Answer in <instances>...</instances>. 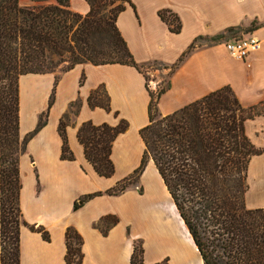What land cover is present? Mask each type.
I'll return each mask as SVG.
<instances>
[{
	"label": "crops",
	"instance_id": "crops-1",
	"mask_svg": "<svg viewBox=\"0 0 264 264\" xmlns=\"http://www.w3.org/2000/svg\"><path fill=\"white\" fill-rule=\"evenodd\" d=\"M20 3L27 6L37 2ZM69 7L81 14L91 8L87 0H70ZM165 8L179 16L180 32H173L160 16L159 11ZM254 21L256 27L248 29ZM117 24L135 60L145 68L157 65L153 68L156 79L149 85L145 70L121 63H78L62 72L27 73L19 80L21 137L34 130L41 115H46L45 125L28 141L20 157L23 218L28 224L44 226L50 233V240H45L40 232L22 225L21 264H68L65 256L69 226L83 237L82 264H132L139 240L145 264L165 260L168 264H205L152 160L139 181L142 193L139 185H133L120 194L97 195L77 210L74 203L82 195L105 192L140 165L145 149L140 130L150 122L149 88L157 91L163 83L170 82L158 102L163 115L226 85L231 86L244 107L264 108V0H130ZM230 27L245 36L259 37L262 48L244 60L233 57L226 42L235 38L211 40ZM200 36L195 48L172 71ZM99 88L108 96L110 110L89 103V96ZM54 89V102L49 106ZM75 101L80 106L72 112ZM66 113L74 159L62 158L59 125ZM121 119L127 120L129 126L113 143L115 172L110 177L100 176L86 157L78 130L85 121L116 126ZM245 130L257 147L264 148V112L247 119ZM247 183V207H264V152L252 156ZM107 215L119 219L105 234L99 223Z\"/></svg>",
	"mask_w": 264,
	"mask_h": 264
},
{
	"label": "trees",
	"instance_id": "trees-1",
	"mask_svg": "<svg viewBox=\"0 0 264 264\" xmlns=\"http://www.w3.org/2000/svg\"><path fill=\"white\" fill-rule=\"evenodd\" d=\"M35 1L25 6L20 0H0V264H21V225H29L50 240L44 226L22 219L19 147L22 145L25 152L28 141L45 125L46 115H41L34 130L21 140L20 76L54 72L58 63L66 60L71 65L65 70L86 62L121 63L145 69L135 60L117 24L130 0H87L91 8L86 14L71 10L70 0ZM159 14L173 32L181 31L182 23L175 12L165 8ZM254 27L255 21L248 29ZM236 30L230 27L211 40L231 37ZM198 39L202 37L191 43L172 71L195 48ZM145 77L149 85L146 72ZM169 87L167 81L157 91L149 88L150 122L140 130L145 143L140 165L105 192L82 195L75 201L74 209L97 195L120 194L139 185L152 160L205 264H264V207L248 208L245 202L249 162L252 156L264 152L246 134L245 121L262 114L264 108L244 107L231 86L226 85L163 115L158 102ZM54 97L55 89L49 106ZM89 103L110 110L109 98L102 88L91 93ZM71 106L76 107V112L80 103L75 101ZM68 117L66 113L59 125L62 158L74 159L67 136ZM128 126L125 119L116 126L92 121L80 126L79 141L100 176L110 177L115 172L113 143ZM139 190L142 193L143 186L139 185ZM118 219L107 215L99 227L106 234ZM66 244L67 263L82 264L83 237L74 226L66 230ZM143 252L139 240L131 263L145 264ZM156 264L168 263L165 260Z\"/></svg>",
	"mask_w": 264,
	"mask_h": 264
},
{
	"label": "built area",
	"instance_id": "built-area-1",
	"mask_svg": "<svg viewBox=\"0 0 264 264\" xmlns=\"http://www.w3.org/2000/svg\"><path fill=\"white\" fill-rule=\"evenodd\" d=\"M226 47L233 57L244 60L251 52L258 51L262 48V40L250 34L227 41Z\"/></svg>",
	"mask_w": 264,
	"mask_h": 264
},
{
	"label": "rangeland",
	"instance_id": "rangeland-1",
	"mask_svg": "<svg viewBox=\"0 0 264 264\" xmlns=\"http://www.w3.org/2000/svg\"><path fill=\"white\" fill-rule=\"evenodd\" d=\"M243 36H245L241 31H238V32H234L232 35H231V37L232 38H240V37H243ZM71 65V62L70 61H68V60H66V61H60L59 63H58V65H57V67H56V69H55V71L54 72H62V71H65V69H67L69 66ZM155 66H157L156 64L155 65H152V66H150V68H145L144 70H145V72L147 73V76L149 77V81L150 82H152L153 80H155L156 79V77H155V73H153V68H155ZM22 76V75H21ZM21 76H20V78H21ZM20 78H19V80H20ZM164 79V78H163ZM163 79H161V80H163ZM161 82V81H160ZM159 82V83H160ZM71 110H72V112L73 111H75L76 110V108H71ZM20 137H21V135H20ZM21 140H23V138L21 137ZM23 147H22V145H20V147H19V158L21 157V155H22V153H23V149H22ZM22 219H24V218H22ZM21 227L23 228L24 226H22L21 225Z\"/></svg>",
	"mask_w": 264,
	"mask_h": 264
}]
</instances>
